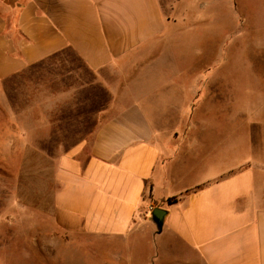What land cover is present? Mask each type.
<instances>
[{
    "label": "crops",
    "instance_id": "1",
    "mask_svg": "<svg viewBox=\"0 0 264 264\" xmlns=\"http://www.w3.org/2000/svg\"><path fill=\"white\" fill-rule=\"evenodd\" d=\"M204 1L175 0L168 15L163 0H0L15 133L76 142L59 156L48 242L107 241L110 264H264V183L192 132L211 72L181 69L170 36ZM150 206L167 210L162 228Z\"/></svg>",
    "mask_w": 264,
    "mask_h": 264
},
{
    "label": "rangeland",
    "instance_id": "2",
    "mask_svg": "<svg viewBox=\"0 0 264 264\" xmlns=\"http://www.w3.org/2000/svg\"><path fill=\"white\" fill-rule=\"evenodd\" d=\"M174 1L163 0L168 15ZM178 15L180 25L170 36L184 56L181 69L211 72L198 77L210 90L193 103L198 123L192 132L212 135L209 144L223 166L255 163L256 181L263 184L264 0H205ZM8 84V94L0 91V264H110L107 241L95 247L84 238L80 251L60 233L48 242L46 231L59 228L45 211L57 186L59 156L76 142L22 140L12 123Z\"/></svg>",
    "mask_w": 264,
    "mask_h": 264
},
{
    "label": "water",
    "instance_id": "3",
    "mask_svg": "<svg viewBox=\"0 0 264 264\" xmlns=\"http://www.w3.org/2000/svg\"><path fill=\"white\" fill-rule=\"evenodd\" d=\"M166 213L167 210L159 206L153 208L151 211L152 219L156 222L159 228H162Z\"/></svg>",
    "mask_w": 264,
    "mask_h": 264
},
{
    "label": "trees",
    "instance_id": "4",
    "mask_svg": "<svg viewBox=\"0 0 264 264\" xmlns=\"http://www.w3.org/2000/svg\"><path fill=\"white\" fill-rule=\"evenodd\" d=\"M176 200H177V197L169 198V201H171V202L176 201Z\"/></svg>",
    "mask_w": 264,
    "mask_h": 264
},
{
    "label": "built area",
    "instance_id": "5",
    "mask_svg": "<svg viewBox=\"0 0 264 264\" xmlns=\"http://www.w3.org/2000/svg\"><path fill=\"white\" fill-rule=\"evenodd\" d=\"M152 209H153V206H150V209L149 210L152 211Z\"/></svg>",
    "mask_w": 264,
    "mask_h": 264
}]
</instances>
